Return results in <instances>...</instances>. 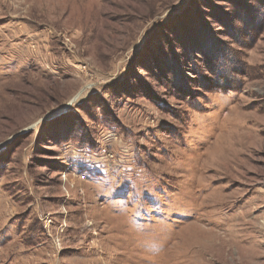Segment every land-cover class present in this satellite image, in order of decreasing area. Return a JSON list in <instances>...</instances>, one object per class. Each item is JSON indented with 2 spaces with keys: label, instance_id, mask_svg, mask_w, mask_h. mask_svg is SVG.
Listing matches in <instances>:
<instances>
[{
  "label": "rangeland",
  "instance_id": "1",
  "mask_svg": "<svg viewBox=\"0 0 264 264\" xmlns=\"http://www.w3.org/2000/svg\"><path fill=\"white\" fill-rule=\"evenodd\" d=\"M0 264H264V0H0Z\"/></svg>",
  "mask_w": 264,
  "mask_h": 264
}]
</instances>
